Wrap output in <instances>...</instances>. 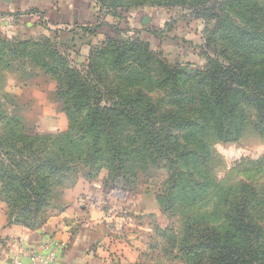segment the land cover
Returning <instances> with one entry per match:
<instances>
[{
  "label": "rangeland",
  "instance_id": "374dc122",
  "mask_svg": "<svg viewBox=\"0 0 264 264\" xmlns=\"http://www.w3.org/2000/svg\"><path fill=\"white\" fill-rule=\"evenodd\" d=\"M88 1L93 17L38 27L39 34L35 27H0V162L6 160L1 158L5 152L23 159L22 167L60 156L68 160V181L73 179L74 185L80 178L90 180L85 175H95L92 181L101 178L108 197L127 202L131 198L138 205L145 200L149 218L140 220L149 223V264H213L212 252L199 241L202 230L231 232L230 220L237 212L242 208L255 212L264 201V134L248 131L237 142L224 143L206 132L201 139L209 155L207 179L189 177L186 169L169 179L161 166H149V128L142 130V125L137 131L116 113L139 112L149 103L167 109L182 103L183 88L166 77L176 69L184 80V75L204 69L213 51L220 57L251 51L245 62L264 67L257 58L251 60L264 49V0ZM47 54L60 56L61 63L75 71L79 85L66 98L60 97L55 78L38 65L31 66L32 55L40 64ZM80 85L84 89L77 92ZM33 88L40 92L39 104L32 101ZM81 97H89L90 106L95 101L99 112L112 117L115 141L108 143L103 137L100 154L77 164V156L94 151L82 141L89 135L92 111L73 109ZM55 122L57 130L52 129ZM13 131L31 139L32 146L11 139ZM179 135L172 131V138ZM22 144L26 150L15 155ZM113 148L120 155L110 169ZM144 152L146 158L138 162V154ZM191 161L184 157L178 165L189 168ZM256 219L263 228L264 212H256ZM252 238L258 246L264 243V237Z\"/></svg>",
  "mask_w": 264,
  "mask_h": 264
},
{
  "label": "trees",
  "instance_id": "16d2710c",
  "mask_svg": "<svg viewBox=\"0 0 264 264\" xmlns=\"http://www.w3.org/2000/svg\"><path fill=\"white\" fill-rule=\"evenodd\" d=\"M96 6V3L92 4L93 9ZM249 35L246 33V36ZM250 36L253 37V34ZM256 49L255 46L253 52ZM213 52L215 55L207 57L208 63L204 69L194 71L193 75H184V80L177 75L176 69L166 77L170 84L183 88L182 103L171 106L170 109L149 103L139 112L124 110L116 113L127 125H136L137 131L142 125V130L149 128V149L152 147L149 150V166H161L167 171L169 179L177 176L183 169L188 170L189 177L207 179L205 170L209 155L201 139V135L206 132H211L224 143L237 142L248 131L264 134V67H253L245 62L244 58L251 51L243 54L241 51L227 52L223 53L224 57H220L216 51ZM258 54L255 52V57H251V60L257 58L264 62V49L256 57ZM30 60L33 63L31 66L38 65L57 80L61 98L69 96L79 85L75 71L61 63L60 56L53 54L49 57L47 54L40 64L34 63V55ZM178 80L182 81L180 85ZM79 88L80 91L77 92H82L84 85ZM80 101L73 105V109L92 111L87 127L89 135L82 137V141L87 142L89 149L94 151L86 154L84 158L77 156V164L86 163L92 155L100 154L99 142L103 137L108 143L115 141L110 131L113 126L112 117L108 112H99L95 101L90 106L89 97H81ZM173 130L180 131V135L172 138ZM11 139L27 143L26 147L32 146V140L17 131L12 132ZM12 143L8 145L14 146ZM23 144L20 149H16L18 153L15 155L20 156L26 150ZM112 154V161L109 160L108 166L110 169L111 163L116 162L120 155V150L113 148ZM138 155L141 157L138 162L146 158V152ZM4 156L6 160L0 162V198L16 214L15 222L29 220L33 227H37L60 206L62 191L75 183L73 179L68 181L67 172L71 169L68 160L63 161L56 155L54 160H39L35 167H22L23 159L16 160L15 156H8L7 152L2 153L1 158L4 159ZM184 157L192 160L189 168L178 165ZM145 165L146 163L143 164ZM76 169L77 167H73L72 172H76ZM85 176L90 180L95 177ZM192 196L190 193L187 198L191 199ZM259 197L261 196H256L257 199ZM261 199L264 200V197ZM259 206L261 208L254 210L255 212L245 208L237 212L230 220L231 232L222 234L213 229L200 231L199 241L212 252L213 264H264V243L258 246L252 238L253 235L264 237V227H259L256 219V212H264V201Z\"/></svg>",
  "mask_w": 264,
  "mask_h": 264
},
{
  "label": "crops",
  "instance_id": "0c3cea01",
  "mask_svg": "<svg viewBox=\"0 0 264 264\" xmlns=\"http://www.w3.org/2000/svg\"><path fill=\"white\" fill-rule=\"evenodd\" d=\"M89 7L88 0H0V27H35L33 31L39 34L38 27L63 26L93 17ZM30 91L32 101L39 104L38 89ZM57 127L53 123L52 129ZM144 201L138 205L131 198L127 202V198L108 197L101 178H80L62 191L60 206L41 225L33 227L29 220L15 222L16 214L0 198V264L10 259L9 248L19 238L30 247L44 238L62 244L55 264H149V223L140 220L142 216L149 218Z\"/></svg>",
  "mask_w": 264,
  "mask_h": 264
},
{
  "label": "built area",
  "instance_id": "2783aa9c",
  "mask_svg": "<svg viewBox=\"0 0 264 264\" xmlns=\"http://www.w3.org/2000/svg\"><path fill=\"white\" fill-rule=\"evenodd\" d=\"M63 245L52 238H44L37 246L30 247L25 239H17L9 248V260L5 264H55Z\"/></svg>",
  "mask_w": 264,
  "mask_h": 264
}]
</instances>
